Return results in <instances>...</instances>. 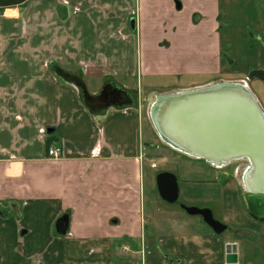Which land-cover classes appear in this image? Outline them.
Returning a JSON list of instances; mask_svg holds the SVG:
<instances>
[{
    "label": "crops",
    "instance_id": "1",
    "mask_svg": "<svg viewBox=\"0 0 264 264\" xmlns=\"http://www.w3.org/2000/svg\"><path fill=\"white\" fill-rule=\"evenodd\" d=\"M182 1L181 10L175 0L0 6V264H264V220L251 214L243 183L230 181L228 168L171 145L160 150L165 142L138 104L95 109L81 92L84 85L98 96L107 82L130 92L127 79L136 74L137 60L146 79L133 91L139 102L144 87L176 84L178 91L249 77L264 111V0ZM254 70L261 75L251 77ZM94 81L100 90H91ZM50 144L63 146L64 155L51 158ZM171 150L181 153L173 157ZM156 154L170 167H154ZM178 156L215 187L185 188L191 191L186 198L217 203L223 221L216 219L231 235L214 232L201 215L186 218L157 204L156 177L176 174ZM146 175L154 213L144 205ZM64 214L70 226L59 234L56 222ZM165 215L177 220L168 223ZM228 243L237 244L236 262L226 259Z\"/></svg>",
    "mask_w": 264,
    "mask_h": 264
},
{
    "label": "water",
    "instance_id": "2",
    "mask_svg": "<svg viewBox=\"0 0 264 264\" xmlns=\"http://www.w3.org/2000/svg\"><path fill=\"white\" fill-rule=\"evenodd\" d=\"M25 1L26 0H0V6L7 7L19 5ZM176 7L177 9L182 8L179 1H177ZM135 21L136 19L132 18L133 28H135ZM243 84L244 83L221 82L220 85L224 86L223 88H218L216 90H190L174 93L173 95L170 93L167 97L168 100L162 97L166 94H162L158 96L155 105L152 106L153 108L150 112V116L160 136L164 139H168V144L176 149L182 150V152L184 151L183 153L187 152L189 155L205 158L206 160L216 163L218 166L237 160H248L249 166L243 174V187L244 191L247 193V206L253 216L264 220V160H260L256 152H264V148H262L259 143V145H257L259 150H255L254 146L243 145V140H239L247 135L248 130H251L250 126L244 125L246 123L249 124L247 118L235 113L234 118L228 116L227 119L219 117V119L216 120L215 118L212 119L208 117L205 114V109H202V117L197 118L186 107V103L190 104L192 100L197 101L198 99H206L211 95L222 94L237 96L240 99H245L243 101H246L241 103L240 108L244 109V107H248L247 113L255 114V117L260 122H256L257 120L254 117L250 118L264 129V111L254 95L247 90L246 84L242 86ZM242 87H246L247 89L244 88L246 91L244 89L242 91ZM116 89L123 96L129 98L127 102H123L122 104L133 103L131 97L125 90L118 87H116ZM84 99L89 106L96 109V107L92 105V102L97 99V96L91 95L88 91H85ZM113 104L116 103L114 102ZM108 105L110 104H105L104 106ZM232 107L230 113L235 109L234 105H232ZM228 108L231 107L229 106ZM171 109L175 111L173 112L174 117H172V123H175L179 133L185 134V136H192L193 140H195L189 142L191 147L182 145L175 140L173 131L170 129L172 112L169 113V110ZM204 117L207 118V120ZM222 120H226V123L222 122L223 126L218 124ZM229 122L235 123V126L229 125ZM240 127H242V129ZM213 155L217 157H213ZM257 161H259V163ZM258 165L262 168V173L259 172V176L256 172L257 167V169H260ZM156 181L157 190L164 201L176 203L179 200V181L175 173L167 170L161 171L158 173ZM181 207L190 215H201L204 221L212 227L216 233H222L227 228L226 224L214 217L213 211L210 208L188 206L186 204H181ZM69 226L70 220L68 214H64L58 218L56 229L59 234H66L69 230ZM237 250L236 243L227 244L226 259L228 262H236L238 260Z\"/></svg>",
    "mask_w": 264,
    "mask_h": 264
},
{
    "label": "rangeland",
    "instance_id": "3",
    "mask_svg": "<svg viewBox=\"0 0 264 264\" xmlns=\"http://www.w3.org/2000/svg\"><path fill=\"white\" fill-rule=\"evenodd\" d=\"M196 18L198 20L200 19V17H196ZM165 45L168 46V47L170 46V43L168 42V40L165 41ZM174 53H175V51L169 52L170 62H174V58H173L174 57ZM186 56H187V54H186ZM133 57H134V61H135L136 58H137L136 51H134ZM196 59H197V57H196ZM196 59L195 60L193 59L191 61L192 65L196 64ZM134 66H135V70L134 71H135L136 74L134 76L129 77L127 79V81H130V83L133 84V87L129 88L130 92H128V93L131 96L132 101L134 100V103H132V104L133 105H137L138 104L140 108L144 109V113L148 114V115L150 114V112H151V110L153 108L152 106L155 105V102L157 101L158 96H160L162 94H165V93H168V94H170V93H178V92H183V91L201 90V89L202 90H204V89L216 90L218 88H223L224 87V86L220 85L221 84L220 82L213 81L212 83H209V84L191 86L188 89L175 91V88L178 87L176 84H167L166 83L164 86L162 84L159 87H155V89L151 90L150 92L147 91L146 88L144 87V100L142 102L141 101L139 102V101L136 100L138 98L137 93H134L133 91L135 90V87H136L137 83L139 82V80L141 82L142 78H144V75H142V72H141V69H140V65L138 64L137 60L134 63ZM145 80L146 79L144 78V82H145ZM179 81L181 82V84H188L187 82L183 83L181 79H179ZM90 86H91V90H95V89H96V91L100 90L98 88L100 86V82L94 81V82H92L90 84ZM117 86H122V85L117 84ZM242 86H245V85L243 84ZM244 88H246V87H242L241 90L243 91ZM247 88L246 89L250 92L249 86H247ZM172 89H174V90H172ZM229 90H231V89H229ZM233 90H235V89H233ZM222 93H224V92H222ZM218 95H221L223 97L225 96V95H222V94H218ZM152 122H153V120H152ZM145 126L146 125L144 124V129H145ZM154 127H155V125H154ZM158 135L160 136L159 132H158ZM162 140L165 143L164 144L163 143H159L158 144V148L160 150L168 149V148H166V146L167 147L170 146V144L168 145V143H169L168 139L162 138ZM177 141H179V140H177ZM159 149H157L158 153L160 152ZM178 150L182 151L180 149H178ZM178 150H176V151L175 150L174 151L171 150L169 155L173 156V157L176 156V155H179L181 152L177 153ZM183 152L181 154H183ZM173 153H175V155H172ZM185 153H187V152H185ZM155 156H156V161L154 160L153 162H156L157 165L154 166V167L158 168V170L170 167L169 164H163V163H161V161H159V158H162L161 154H156ZM180 157L181 156H178V158L176 157V159L173 161V166H174V169L176 170V174L178 176L179 184H180V187H181V194H180L179 201L181 203L184 202L185 204L193 205V206H197V205H199V206H205V205L209 206V207H211L214 210L215 218L223 221V217L219 213V209H218L219 207H218L217 203L213 202L212 200H210L209 202H201V201H192V200L186 198L187 195L191 191L187 192L185 188H190L193 192H196V193L197 192L198 193H202V192L206 191L207 189H210L211 187H212L211 189H215V187L212 185V182H211V180H209L208 177L199 176L196 173L191 172L192 169L195 166H193V168H192L191 166H188L187 163L179 162V158ZM187 159H188L187 157H184V160H187ZM201 162H205V161L202 160ZM220 165L225 167V168H228V171H226V173L228 174L229 178H231L230 181L234 179L237 182L241 181V184L243 183L244 171L249 166L248 160H246V159L245 160H237V161L229 162L228 164H220ZM180 171H183L184 173L186 171H188L192 175H189L186 179H184L185 177L181 175ZM232 172H239V174H237L238 177L237 178H233ZM146 174H147V171H146ZM222 179H223V177H222ZM210 183H211V185H210ZM207 194H209V191L206 193V195ZM153 195H154L153 187H152L151 183L149 182L148 175H146L145 180H144V199H145L144 200V205H145V207H146L148 212H152L153 211V213H154V212H156L155 211L156 209H155V203H154ZM155 196H156L157 200H159V202L157 204H159L161 206H167V207L170 206L173 209V211H176V213L178 215L180 213L182 216H184L186 218L191 216V215L187 214L186 211L183 210L180 207L179 204H177V203L176 204L175 203H168V202L164 201L161 198L157 188L155 189ZM162 209H164V208H162ZM191 217L192 218H196L197 220H201V217L199 215H193ZM164 220L167 221L168 223L173 224L177 220V216H175V215H165V219ZM153 222L156 223L158 221L156 220V218H154ZM159 222H162V219H160ZM201 222L204 224V226H207L209 228V226L204 221H201ZM149 226H150V222H148L147 228H149ZM231 233H232V228L229 226L228 229L226 231H224V233H222L223 234L222 236L231 235ZM215 236H219V235H215Z\"/></svg>",
    "mask_w": 264,
    "mask_h": 264
},
{
    "label": "bare ground",
    "instance_id": "4",
    "mask_svg": "<svg viewBox=\"0 0 264 264\" xmlns=\"http://www.w3.org/2000/svg\"><path fill=\"white\" fill-rule=\"evenodd\" d=\"M173 94L174 93H171V95H173ZM169 95L170 94H166L162 97L163 98L165 97V99L168 100L167 97ZM243 100H245V99H240L237 96H226L225 95L223 97L221 95H211V96L207 97L206 99H198L197 101L192 100V102L190 104L186 103V107L197 118L202 117V113H203L202 109H205V112H206L205 114L208 117H210L212 119L215 118L216 120L219 119V117H223L224 119H227L228 116H230V118H234L235 113H237V115H241L242 117L244 116L249 121V124L246 123L244 125L250 126L251 130L250 131L248 130L247 135L244 138H240L239 140H243V145L254 146L255 150H259L257 148V145H259V143H260V146L262 148H264V129L256 123L259 120H257V118L255 117V114H248L247 113L248 107H244V109L240 108L241 103L246 102ZM232 105H234L235 109H234V111H232V113H230V110H232V108H233ZM229 106L231 108H228ZM176 111H177V108H176ZM171 112H172V114H171L170 129L173 131L174 138L179 140L183 145L191 147L189 142L195 141V140H193L192 136H185V134L183 135V134L179 133L175 123H172L173 122L172 117H174L173 112H175V111L173 109H171V110H169V113H171ZM250 117H254L257 121L254 122ZM205 119L207 120V118H205ZM222 122L226 123V120H222L218 124L223 126ZM229 125L235 126V123L229 122ZM240 128L242 129V127H240ZM256 152H257V155L260 158V160H264V152H259V151H256ZM213 157H217V156L213 155ZM257 162L259 163V161H257ZM258 166L260 167V169H257L258 168L257 167L256 172L258 173V176H259L260 173H262V171H261L262 168L260 165H258ZM255 176L257 177L256 173H255Z\"/></svg>",
    "mask_w": 264,
    "mask_h": 264
},
{
    "label": "flooded vegetation",
    "instance_id": "5",
    "mask_svg": "<svg viewBox=\"0 0 264 264\" xmlns=\"http://www.w3.org/2000/svg\"><path fill=\"white\" fill-rule=\"evenodd\" d=\"M179 1L181 5L183 6V1L182 0H175V4ZM182 9V8H181ZM179 9V10H181ZM197 14V13H196ZM194 14V16L196 15ZM195 22V21H194ZM197 23V22H195ZM135 27H136V21H135ZM221 83V82H220ZM82 85V84H81ZM117 84H114L112 82H107L101 90L98 92L97 99L92 102V105L94 107L100 108L99 106H104L105 104H113L114 102L117 103H123L127 102L129 98L126 96H123L120 92L117 91L116 89ZM82 88V95L84 96V91L87 89L83 86ZM119 88V87H118ZM106 91V92H105ZM130 96V95H129ZM131 97V96H130Z\"/></svg>",
    "mask_w": 264,
    "mask_h": 264
},
{
    "label": "built area",
    "instance_id": "6",
    "mask_svg": "<svg viewBox=\"0 0 264 264\" xmlns=\"http://www.w3.org/2000/svg\"><path fill=\"white\" fill-rule=\"evenodd\" d=\"M246 80H244V81H245V84L247 85V81ZM47 151H48L49 156L51 158H53V159L61 158L64 155L63 146H57L55 144H50L48 146V150ZM152 165L153 166H156L157 163L156 162H153Z\"/></svg>",
    "mask_w": 264,
    "mask_h": 264
},
{
    "label": "trees",
    "instance_id": "7",
    "mask_svg": "<svg viewBox=\"0 0 264 264\" xmlns=\"http://www.w3.org/2000/svg\"><path fill=\"white\" fill-rule=\"evenodd\" d=\"M196 17H197V14L194 16V21L198 22L199 20ZM260 75H261V72L257 70L250 72L251 77H259Z\"/></svg>",
    "mask_w": 264,
    "mask_h": 264
}]
</instances>
